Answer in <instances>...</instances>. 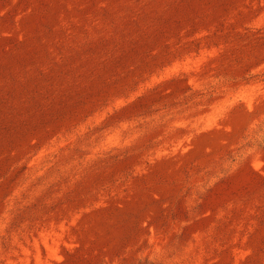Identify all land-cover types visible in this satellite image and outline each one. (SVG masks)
<instances>
[{
    "label": "rangeland",
    "instance_id": "374dc122",
    "mask_svg": "<svg viewBox=\"0 0 264 264\" xmlns=\"http://www.w3.org/2000/svg\"><path fill=\"white\" fill-rule=\"evenodd\" d=\"M0 264H264V0H0Z\"/></svg>",
    "mask_w": 264,
    "mask_h": 264
}]
</instances>
